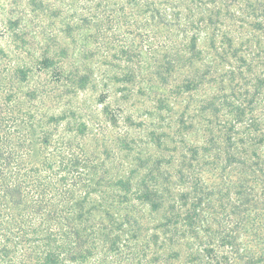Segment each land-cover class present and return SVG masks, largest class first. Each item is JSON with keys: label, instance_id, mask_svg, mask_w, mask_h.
Masks as SVG:
<instances>
[{"label": "trees", "instance_id": "obj_1", "mask_svg": "<svg viewBox=\"0 0 264 264\" xmlns=\"http://www.w3.org/2000/svg\"><path fill=\"white\" fill-rule=\"evenodd\" d=\"M0 264H264V0H0Z\"/></svg>", "mask_w": 264, "mask_h": 264}, {"label": "rangeland", "instance_id": "obj_2", "mask_svg": "<svg viewBox=\"0 0 264 264\" xmlns=\"http://www.w3.org/2000/svg\"><path fill=\"white\" fill-rule=\"evenodd\" d=\"M97 109L100 110L101 109V106L100 107H97Z\"/></svg>", "mask_w": 264, "mask_h": 264}]
</instances>
